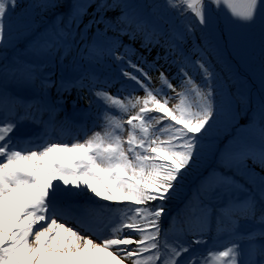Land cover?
<instances>
[{
  "label": "snow or ice",
  "instance_id": "snow-or-ice-1",
  "mask_svg": "<svg viewBox=\"0 0 264 264\" xmlns=\"http://www.w3.org/2000/svg\"><path fill=\"white\" fill-rule=\"evenodd\" d=\"M0 264H264V0H0Z\"/></svg>",
  "mask_w": 264,
  "mask_h": 264
},
{
  "label": "rangeland",
  "instance_id": "rangeland-1",
  "mask_svg": "<svg viewBox=\"0 0 264 264\" xmlns=\"http://www.w3.org/2000/svg\"><path fill=\"white\" fill-rule=\"evenodd\" d=\"M21 2L23 3V2H25V0H21ZM224 15H225V13L224 12H221L220 14H219V16H220V20H219V23H220V25L221 26H223V24H225L226 23V21L224 20ZM125 40H126V38H125ZM126 42H127V40H126ZM134 47H138V43L137 44H134L133 45ZM81 124H83V128L82 129H80V130H78L79 131V133H78V136H76L77 138H79V139H83V138H85V134H88V135H90L91 134V130H93L92 129V126H88V125H86V124H84L85 122H80ZM76 129L75 128H69V129H66L65 131H64V134H63V138H64V140L66 141V142H71V140L70 139H67V135H71V133L73 132V131H75ZM98 130V129H97ZM34 131V129L32 128V126L31 125H27V126H25V130H24V135H30V134H32V132ZM53 136L55 137V138H60V136H61V133H60V130L59 129H57L54 133H53ZM100 203H104L103 201H101ZM169 207H172L171 205L169 206ZM167 226V224H166V222H165V227ZM201 247V251H203V247L204 246H200Z\"/></svg>",
  "mask_w": 264,
  "mask_h": 264
},
{
  "label": "water",
  "instance_id": "water-1",
  "mask_svg": "<svg viewBox=\"0 0 264 264\" xmlns=\"http://www.w3.org/2000/svg\"><path fill=\"white\" fill-rule=\"evenodd\" d=\"M78 133H79V131L76 129L75 131H73V132L71 133V135H67V139L72 140V137H73V136H78ZM79 134H80V133H79Z\"/></svg>",
  "mask_w": 264,
  "mask_h": 264
},
{
  "label": "trees",
  "instance_id": "trees-1",
  "mask_svg": "<svg viewBox=\"0 0 264 264\" xmlns=\"http://www.w3.org/2000/svg\"><path fill=\"white\" fill-rule=\"evenodd\" d=\"M80 103H81V106H85L84 101H81ZM82 122H83V121H82ZM86 124H87L88 126H92L91 121H88Z\"/></svg>",
  "mask_w": 264,
  "mask_h": 264
},
{
  "label": "clouds",
  "instance_id": "clouds-1",
  "mask_svg": "<svg viewBox=\"0 0 264 264\" xmlns=\"http://www.w3.org/2000/svg\"><path fill=\"white\" fill-rule=\"evenodd\" d=\"M86 124V123H85ZM87 125V124H86Z\"/></svg>",
  "mask_w": 264,
  "mask_h": 264
}]
</instances>
